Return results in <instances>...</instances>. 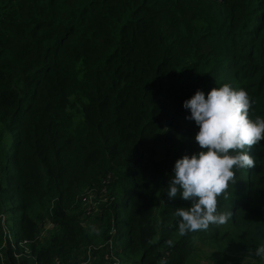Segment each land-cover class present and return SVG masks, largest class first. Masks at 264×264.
I'll use <instances>...</instances> for the list:
<instances>
[{
	"label": "trees",
	"instance_id": "trees-1",
	"mask_svg": "<svg viewBox=\"0 0 264 264\" xmlns=\"http://www.w3.org/2000/svg\"><path fill=\"white\" fill-rule=\"evenodd\" d=\"M224 83L264 117V0H0V264H77L103 244L97 264H185L182 247L222 231L253 253L264 141L217 198L226 223L179 237L175 209L190 202L164 193L175 161L200 150L183 101ZM90 195L103 213L88 231Z\"/></svg>",
	"mask_w": 264,
	"mask_h": 264
},
{
	"label": "clouds",
	"instance_id": "clouds-1",
	"mask_svg": "<svg viewBox=\"0 0 264 264\" xmlns=\"http://www.w3.org/2000/svg\"><path fill=\"white\" fill-rule=\"evenodd\" d=\"M253 103L245 89L231 83L214 87L207 95L197 90L183 101L182 107L190 112L185 119L198 127L194 141L200 150L175 161L164 192L169 199L179 196L190 202L175 209L180 235L222 225L232 217L231 211L218 210L217 198L222 194L226 198L235 170L256 166L250 149L264 141V117L250 118ZM252 254L264 264V244Z\"/></svg>",
	"mask_w": 264,
	"mask_h": 264
},
{
	"label": "rangeland",
	"instance_id": "rangeland-1",
	"mask_svg": "<svg viewBox=\"0 0 264 264\" xmlns=\"http://www.w3.org/2000/svg\"><path fill=\"white\" fill-rule=\"evenodd\" d=\"M9 135L6 137V151H13V136ZM110 195V194H109ZM93 195L84 196L82 198V202L84 203V209L86 210V216L83 218V225L86 230H94L99 226V217L103 211L98 209L100 203L93 202L91 203L90 199ZM7 220L10 219L11 216H4ZM153 217V216H152ZM3 218V217H2ZM156 219L155 217H153ZM51 221L45 219V228H43V236H46L49 231L53 229V225L50 224ZM3 229L6 231L7 224L4 221L1 222ZM8 227V226H7ZM9 228V227H8ZM10 230V229H9ZM101 232V231H100ZM8 233V230H7ZM147 238H149V232H146ZM177 234V233H175ZM174 234V235H175ZM179 237L180 234H177ZM13 242L15 237L13 236ZM157 237L155 236L154 240ZM174 239V238H173ZM15 243V242H14ZM115 241L113 239L110 241V249L109 253L112 254V247L114 246ZM106 244L96 246V249L91 251L89 249L81 250V255L79 257V261H83L85 264H97L98 257L95 256V252L102 251L101 249ZM183 252L185 253V264H255L252 253L249 251H243L238 247H234L231 244V241L224 235V231L221 233V239L216 243H206L200 240L199 237H196L193 241L190 242L187 246L182 247ZM101 256V255H100Z\"/></svg>",
	"mask_w": 264,
	"mask_h": 264
},
{
	"label": "built area",
	"instance_id": "built-area-1",
	"mask_svg": "<svg viewBox=\"0 0 264 264\" xmlns=\"http://www.w3.org/2000/svg\"><path fill=\"white\" fill-rule=\"evenodd\" d=\"M28 243H26V242H22V244L20 245L22 248H25V253L26 254H30V250L26 247V245H27ZM11 246H12V252H13V256L15 257V258H19L18 256H17V252H16V247H15V243H13L12 241H11ZM0 260H2V261H4L5 262V260H6V258H5V255H4V247L2 246V247H0ZM84 261H82V262H80V263H77V264H85V263H83Z\"/></svg>",
	"mask_w": 264,
	"mask_h": 264
},
{
	"label": "water",
	"instance_id": "water-1",
	"mask_svg": "<svg viewBox=\"0 0 264 264\" xmlns=\"http://www.w3.org/2000/svg\"><path fill=\"white\" fill-rule=\"evenodd\" d=\"M169 124H170V122H167V123H165V127H168V126H169Z\"/></svg>",
	"mask_w": 264,
	"mask_h": 264
}]
</instances>
